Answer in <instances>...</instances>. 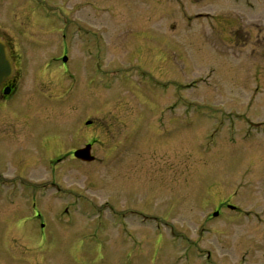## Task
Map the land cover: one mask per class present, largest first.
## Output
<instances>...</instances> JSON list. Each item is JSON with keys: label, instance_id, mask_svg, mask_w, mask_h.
I'll use <instances>...</instances> for the list:
<instances>
[{"label": "rangeland", "instance_id": "rangeland-1", "mask_svg": "<svg viewBox=\"0 0 264 264\" xmlns=\"http://www.w3.org/2000/svg\"><path fill=\"white\" fill-rule=\"evenodd\" d=\"M23 1L0 0L2 34L23 4L59 27L30 26L14 48L42 133L51 124L61 138L43 152L92 140L95 159L51 168L28 153L29 178L58 184L40 189L42 206L21 188L0 198V264H264V0H119L115 22L99 0ZM80 15L97 33L109 26L81 48L85 86L51 60L71 58ZM38 70L56 79L35 84ZM41 229L42 255L22 234Z\"/></svg>", "mask_w": 264, "mask_h": 264}, {"label": "flooded vegetation", "instance_id": "flooded-vegetation-1", "mask_svg": "<svg viewBox=\"0 0 264 264\" xmlns=\"http://www.w3.org/2000/svg\"><path fill=\"white\" fill-rule=\"evenodd\" d=\"M95 1L96 0H94V2ZM99 1L100 2L94 4V9L105 13L107 19H111L112 22L118 21V14H120V11H122L119 7V0ZM23 2L25 4H28V0H24ZM91 2L92 0H89V5L92 6ZM21 7H26V5L23 4L21 5ZM22 8L18 9L16 13L12 12L13 16L11 19L2 22L3 25H6V28L2 29L5 32L8 31L7 33L9 34H2L3 32L0 31V36L4 39V42L8 46L9 55L14 66V72L12 76L7 78L2 83V86L0 88V161L2 160L1 157L3 156L13 157L12 161L9 162L7 160V162H9L8 164L7 162L3 161V163L6 164L5 167L0 163V198L5 197L7 193L13 191L10 190V188H21V190L18 191H24L25 194L24 196H22V199H29V196L33 195V198L36 201H34V205L37 204L42 206L43 203L38 202V194L42 193L40 192V189L43 188L46 184L54 186L58 184V182L54 180L40 181L36 178H29L28 174L25 173V168H28L30 162L33 161L29 160V158H27L26 156L28 155V153H30L29 157L35 158L36 156L39 157L38 155H43V151L45 149H55V144L61 138L57 133L53 132V126H51V124H49V126L47 127L46 132L42 133L43 126L41 125L42 123L40 121V116L37 115L40 101L38 100V96L35 90L31 91V96L28 95L30 96L29 99H27L28 97L26 98V96L23 95L25 91L21 89V81L23 76V74H20L21 58L20 53H15L14 48L17 42L19 43V39L23 37L25 31L30 26L32 27V31L35 30L33 29L34 27L41 28L42 26H45L43 27V30H40L43 33H50L52 30L59 27L57 22H53L50 28L48 25H42V20L40 19L39 15L40 11H38L36 7L31 6L28 10L26 9V16L24 12L25 8ZM67 27L70 41L68 46L65 47L66 52L64 53L68 54V51H71V58L68 59V62H66V60L63 61L64 64L60 66L64 67L72 78L76 76L72 73V71H75L78 75V83L85 86L87 71L91 67V59L88 56L89 54L82 53L81 48L84 47L85 50H88L92 47L91 38L93 34L100 35L103 39H105L106 33L109 34V26L107 24L105 27H103L104 29L102 32L97 33L92 29V20H88V18L85 19L84 15H80L77 19L71 21ZM13 40L15 41L13 42ZM79 43L82 44L80 45ZM109 49L110 48L108 47V45H106L105 42V54L108 53ZM63 56L66 55H55L51 57V60L53 62H55L59 58L62 60ZM46 73L48 74L49 79L54 82L56 78H53V74L51 71L46 70H38L37 74L32 76V81H34L35 84L37 83V81L39 84H43L44 82L42 78ZM35 86L37 85H34V87ZM50 98L51 97L49 95L48 99ZM73 125H75V122L73 123ZM71 129L72 134L75 135L76 128L72 126ZM63 139L66 138L64 137ZM87 142H91L92 145L94 144V141L92 140L86 141L84 144H86ZM67 143L68 141H64V144ZM78 147L79 146H71L63 153L58 152V154H55L53 157L47 156L46 153L44 154V156L46 155L45 157L47 158V161H51L54 163L50 164L51 168H54L53 166H57V164H59L60 162L65 161V159L70 160L73 158L74 160L81 163L89 164L94 161L92 160L83 162L82 160L75 158L73 155V151ZM6 157L5 160L7 159ZM28 201L26 203H28ZM21 207L22 206L20 205V207L18 208L21 209ZM39 215L40 214L38 213L35 216L40 217ZM27 230L22 231V234L24 236L26 235L32 238H36L37 240L38 236H41L43 238L47 237L46 239H48L49 237V235L43 229H41L42 231L40 234H38V232L35 234L33 233L34 231ZM46 239H44L42 242L38 240L39 244H37L36 247L39 248V254H41L44 251V248L47 246L44 243L46 242ZM76 251H78V249ZM79 254L80 257L83 256V252L80 251Z\"/></svg>", "mask_w": 264, "mask_h": 264}, {"label": "water", "instance_id": "water-1", "mask_svg": "<svg viewBox=\"0 0 264 264\" xmlns=\"http://www.w3.org/2000/svg\"><path fill=\"white\" fill-rule=\"evenodd\" d=\"M65 60V57H63ZM13 64L8 54V48L4 43L3 39L0 38V88L2 86V82L11 76L13 73ZM91 120H86L85 124H89ZM91 144L87 143L83 147L76 149L73 153L74 156L81 158L83 160H92L94 156L90 153ZM217 211L213 212V215H216Z\"/></svg>", "mask_w": 264, "mask_h": 264}]
</instances>
